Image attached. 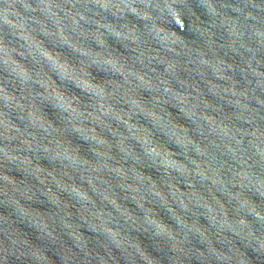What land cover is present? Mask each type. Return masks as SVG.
<instances>
[{"label": "water", "instance_id": "water-1", "mask_svg": "<svg viewBox=\"0 0 264 264\" xmlns=\"http://www.w3.org/2000/svg\"><path fill=\"white\" fill-rule=\"evenodd\" d=\"M0 264H264V0H0Z\"/></svg>", "mask_w": 264, "mask_h": 264}]
</instances>
